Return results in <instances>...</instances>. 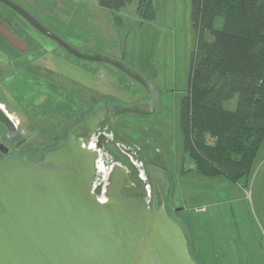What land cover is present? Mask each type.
Listing matches in <instances>:
<instances>
[{
  "label": "rangeland",
  "instance_id": "374dc122",
  "mask_svg": "<svg viewBox=\"0 0 264 264\" xmlns=\"http://www.w3.org/2000/svg\"><path fill=\"white\" fill-rule=\"evenodd\" d=\"M10 1L76 50L85 54L94 51L116 59L155 87L156 112L152 116L123 114L120 131L140 143L146 149L147 161L165 176L166 206L195 244L194 248L189 242L196 263L264 264V142L248 180L244 178L238 183L198 173L195 161L185 152L180 110L188 90L198 36L191 18L192 0H152L153 19L138 15L137 0L120 13L101 6L99 0ZM1 17L7 18L14 28L25 23L24 18L0 2ZM35 33L43 43L42 56L50 60H55L56 55L78 60V73L68 63L60 67L69 77H76L82 89L89 85L101 90L106 86L125 107L147 97L146 89L118 68L76 58L49 38ZM17 56L21 54L0 37V108L20 120L26 131L22 147L33 148L42 145L39 139L46 129L64 123L56 119V113L61 110L74 113L68 104L61 107L52 102L73 95L65 87L50 88L32 75L26 63H15ZM228 107L234 110L235 102ZM2 145L12 152L15 149L0 125ZM112 154L132 170L125 156L114 150ZM2 157L0 149V160ZM133 179L138 194H144L139 177L134 175Z\"/></svg>",
  "mask_w": 264,
  "mask_h": 264
},
{
  "label": "water",
  "instance_id": "95a60500",
  "mask_svg": "<svg viewBox=\"0 0 264 264\" xmlns=\"http://www.w3.org/2000/svg\"><path fill=\"white\" fill-rule=\"evenodd\" d=\"M0 2L70 54L106 62L123 71L151 97L148 103L115 111L112 107L109 112L98 109L73 129L64 147L40 162L30 163L18 156L0 160V264H198L184 229L168 212L165 176L160 171L151 172L145 155L142 153V160L153 204L148 207L138 198L122 195L123 187L131 182L123 167L112 174L106 200L102 201L93 191L97 156L76 140L82 128L97 127L107 119L116 132L114 121L120 115L152 116L157 108L155 87L116 59L76 50L14 2ZM4 21H0V35L19 49L20 42ZM0 123L14 125L2 108ZM0 149L9 153L3 145Z\"/></svg>",
  "mask_w": 264,
  "mask_h": 264
},
{
  "label": "trees",
  "instance_id": "16d2710c",
  "mask_svg": "<svg viewBox=\"0 0 264 264\" xmlns=\"http://www.w3.org/2000/svg\"><path fill=\"white\" fill-rule=\"evenodd\" d=\"M134 1L99 3L120 13ZM137 1L138 15L153 19L152 0ZM191 18L198 36L180 110L185 152L204 176L248 180L264 142V0H192Z\"/></svg>",
  "mask_w": 264,
  "mask_h": 264
},
{
  "label": "flooded vegetation",
  "instance_id": "af4514ba",
  "mask_svg": "<svg viewBox=\"0 0 264 264\" xmlns=\"http://www.w3.org/2000/svg\"><path fill=\"white\" fill-rule=\"evenodd\" d=\"M1 20H5L4 21L5 25L12 29L14 36L20 42L18 49L10 45L0 35L3 41H5L7 44H9L11 47H13L16 51H18L21 54V56H17V58L14 59V62L19 64L23 63L24 65L26 63L29 69L32 70L31 71L33 73L32 75L37 76L40 80L42 79L43 83H47L46 85H48L52 89L57 87L67 88V90L70 91L69 93H71L73 97L67 96L66 100L55 99L54 102L52 103L54 106L59 105L61 107L69 105L71 107V110L74 112L71 114V112L68 113L67 111L61 110L60 112L56 113L55 114L57 115L56 119H62L64 123L56 124L57 126L54 129H46L43 132V135H41L39 139L40 141H42V145L33 148L28 146L22 147L26 143L24 138L26 131L24 128L21 127L22 125L20 120H16L15 116H11L7 113L10 116L14 125H10V127H6L3 123H0V125L3 127V129L6 130L7 137L14 142L15 149L13 152L9 150V153L7 154L3 153V157L1 158V160L18 156V157H26L30 163L40 162L44 160L47 154L52 153L64 147V145H66V143L69 141L73 129L76 126H79L82 123H84L87 119H89L98 109H105V108L108 109L109 107L110 108L112 107L114 109L113 111H115L125 107V105L116 101L115 96L112 94V92H110L108 87L105 86L103 89L98 90L96 88L93 89L88 85L87 88L82 89L78 85V79L72 76L71 74L70 75L73 78L71 76L69 77L68 74L65 73L63 69L60 67L68 63L67 66H70L72 68L71 69L72 71L78 73L77 59L66 58V56L56 55L54 56L55 60H50L48 56H42L40 52L44 49L43 43L39 38V36L37 35V33L35 32H38L44 37L49 38V40L53 41L57 46L65 50L69 55H72L58 41L52 39L51 37L35 29L25 19L22 20L25 23H21L19 27H17L18 29L14 28V25L11 22H9L7 18L1 17L0 21ZM52 32L55 33L54 31ZM55 34L58 35L57 33ZM58 36L62 38L60 35ZM87 52H88L87 55H98V53L94 51H87ZM74 57L79 58L77 56ZM85 61H89V60H85ZM89 62L95 63V61H89ZM99 63H106V62H99ZM89 73H92V71H89ZM45 100L46 98L44 99V101ZM150 100L151 97L148 94L143 101H138V102L148 103L150 102ZM157 105H158V99H157ZM122 116L123 115L116 117L114 121L116 132L114 131L113 127L110 124V119H107L105 122L100 123L97 127L82 128L79 131L78 136H76V140L81 142L84 148L90 150L93 154L97 156L96 165H95L96 175H95V182L93 185V191L100 200L102 201L106 200V193L109 189V186L111 185L110 178L112 174L115 172V170L118 167H123L124 169L127 170L128 177L131 182L129 186L123 187L121 191L122 195L127 198H138L142 203L150 207L153 204L154 196L149 183L146 181L147 171L144 166V162L142 160V153L146 157V153H145L146 149H144V147H142L141 144L135 141L132 137L126 136L120 131L119 122ZM46 121L49 122V120ZM31 129L34 130L33 127ZM119 136L122 140H120ZM113 150L121 153L131 162L133 166L132 170L122 165L115 159L114 155L112 154ZM147 163L149 165L151 172H153V170L158 171L148 161ZM134 175L136 177H139L141 183L143 184L144 194H138V185L133 179ZM122 183L124 184V182ZM164 199L167 202L168 199L167 180H166V192ZM158 201H159V195L156 196V202ZM168 212L172 217L170 210H168Z\"/></svg>",
  "mask_w": 264,
  "mask_h": 264
},
{
  "label": "crops",
  "instance_id": "0c3cea01",
  "mask_svg": "<svg viewBox=\"0 0 264 264\" xmlns=\"http://www.w3.org/2000/svg\"><path fill=\"white\" fill-rule=\"evenodd\" d=\"M12 116V115H11ZM190 242V244L192 245L193 244V246L192 247H194L195 248V244L194 243H192L191 241H189Z\"/></svg>",
  "mask_w": 264,
  "mask_h": 264
}]
</instances>
